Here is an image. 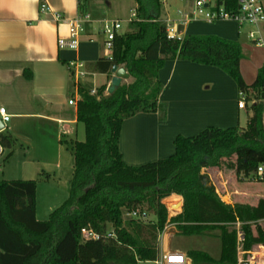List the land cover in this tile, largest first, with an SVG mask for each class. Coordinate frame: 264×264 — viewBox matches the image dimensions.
<instances>
[{"label":"trees","instance_id":"obj_1","mask_svg":"<svg viewBox=\"0 0 264 264\" xmlns=\"http://www.w3.org/2000/svg\"><path fill=\"white\" fill-rule=\"evenodd\" d=\"M93 1L116 0H78L79 15L87 13ZM134 1L137 18L130 24L132 31L117 35L111 57L92 66L101 74H111L114 66L123 67L133 82L122 84L111 95H104L106 87L91 95V85L79 86L77 120L85 125L86 141L73 142L70 147L75 166L67 200L48 220L39 221L37 182L0 181V264L157 262L160 237L170 224L176 226V235L219 238V258L188 250L191 264H237L239 231L244 234L245 251L264 245L260 224L264 200L256 207L228 205L210 176L203 173L218 168L224 174L249 179L264 163V67L255 82L247 85L241 74L243 48L239 43L214 36L171 39L161 22L164 0ZM213 1L217 7L238 9L237 0ZM174 60L217 67L235 80L240 91L253 90L252 117L246 128L208 127L193 137L178 136L173 156L141 166L127 165L120 149L123 123L140 113L155 112L166 121L159 73ZM15 144L10 132L0 133L4 150H12ZM173 195L182 197L184 205L180 215L170 218L163 201ZM135 211L152 212L155 220L127 217ZM83 230L101 238L84 240Z\"/></svg>","mask_w":264,"mask_h":264},{"label":"crops","instance_id":"obj_2","mask_svg":"<svg viewBox=\"0 0 264 264\" xmlns=\"http://www.w3.org/2000/svg\"><path fill=\"white\" fill-rule=\"evenodd\" d=\"M177 1L190 8L179 12L181 19L178 22L161 14L163 23L176 25L182 38L214 36L239 43L243 48L241 74L245 83L252 85L258 71L264 67V46H256L249 37L256 28L240 26L233 21H186V15L195 12L196 1ZM94 2L89 4L88 13ZM168 2L164 0L163 5ZM42 4H47L52 12H41ZM262 4L264 7V0ZM55 13L62 19L57 20ZM78 15V0H0V108L6 109L11 118L5 131L16 140L12 150L0 146L3 150L0 153L2 175H5L2 169L6 170L7 163L16 156L20 171L28 174L19 180H34L36 174L59 173L62 169L61 143L64 137L72 136L74 126L79 125L77 106L69 103L77 93L76 81L68 66L70 62L85 64L88 76L82 85H91L96 90L107 86L108 91L114 74H101L92 69L100 59L111 56L106 57L100 41L103 28H96L95 22L87 25L77 50L61 49L58 45L60 39L69 38L68 23ZM260 30L264 36V25ZM96 78H101L97 84L94 82ZM159 79L164 86L160 102L167 108L166 121H161L160 113L155 112L140 113L123 123L120 149L127 165L141 166L173 156L178 136L193 137L208 127H240L242 112H252L251 106L256 102L255 93L250 90L246 92V108L240 109L237 83L214 66L168 61L161 69ZM19 145L22 149L27 146L29 152L23 154ZM213 170L216 172L211 174ZM203 173L210 176L217 194L228 205H248V201L256 207L264 200L262 195L231 193L229 188L237 187L236 179L218 168L205 169ZM236 193L239 199L234 202L232 196ZM163 203L178 207L177 211L170 212L171 217L183 212L184 199L178 195L165 199ZM263 222H260L261 226ZM166 230L176 234L173 225L167 226ZM160 248L162 255L170 252L168 235Z\"/></svg>","mask_w":264,"mask_h":264},{"label":"rangeland","instance_id":"obj_3","mask_svg":"<svg viewBox=\"0 0 264 264\" xmlns=\"http://www.w3.org/2000/svg\"><path fill=\"white\" fill-rule=\"evenodd\" d=\"M214 5L213 0H208ZM190 7L185 6L184 3L177 0H169L166 5H163L162 9V17L169 18L172 22H178L181 19L179 15L180 11H185ZM196 10V8H195ZM137 12L136 2L134 0H116V1H95L92 6V10L89 13L92 16L93 25L96 28H103L107 23H113L115 21L120 20L122 22L123 28L121 33L131 32V15L133 12ZM197 16H200L197 13ZM161 17V22H163V18ZM136 20V19H135ZM202 20V18H201ZM100 41L102 42L103 50L106 57L111 55V51L107 48L105 41L106 36L102 34ZM80 62V61H79ZM83 63V62H82ZM101 81V78L94 81L96 84ZM133 79L124 80L123 84H131ZM93 87V86H92ZM106 87L107 86H103ZM93 89H96L93 87ZM108 91L104 93V95H108ZM72 97V96H71ZM72 110L74 107H71ZM252 112L248 113L242 112L240 128H246L248 124V117L251 116ZM8 123L6 124V126ZM86 141V130L85 125L83 123H79L78 127L74 126V134L72 136L64 137V141L61 143V149L63 153L62 158V169L59 173H50L51 171H47L46 173L36 174L34 176V181L38 184V192H37V219L39 221H46L49 219L50 215L58 209L68 198L69 189H70V181L73 176L75 160L71 151V145L73 142H85ZM21 147V145H19ZM23 154L28 153L29 149L27 146H24L22 149ZM23 156V155H21ZM12 157V156H11ZM17 156L12 158L7 163V169L3 168L2 171H5V175L0 174V180H19L26 177L28 174L25 173L27 171H20L18 163H16ZM38 166V165H37ZM41 167V166H40ZM39 167V168H40ZM216 170L211 171V174H214ZM50 173V174H49ZM230 177H233L235 182V187H230L229 191L234 193L236 191H240V193L251 194V195H262L264 197V182L255 181L251 178L249 179H239L235 174H230ZM241 198V196H240ZM234 202H237L239 199V194L232 196ZM228 200V199H226ZM256 202V201H255ZM254 202V203H255ZM167 204V208L170 212H174L178 210V207H175L174 204ZM248 206L252 207V202L247 201ZM155 220V215L150 212L147 214L146 221ZM173 225V224H170ZM168 225V227L170 226ZM262 228L264 229V222L262 224ZM173 227L176 228L175 225ZM239 228V226H237ZM110 228H112L110 226ZM167 229V227H166ZM163 235L160 237V244H164L166 240V236L168 235V241L170 244V251H179L186 253L188 250H202L208 252L214 258H219L221 254V242L217 236H207L204 238L201 237H183L180 235L173 234L170 230H166ZM252 252L257 255L264 254V245H255L251 249ZM162 254H160L161 257ZM159 257V258H160ZM139 264H158L157 262H141Z\"/></svg>","mask_w":264,"mask_h":264},{"label":"built area","instance_id":"obj_4","mask_svg":"<svg viewBox=\"0 0 264 264\" xmlns=\"http://www.w3.org/2000/svg\"><path fill=\"white\" fill-rule=\"evenodd\" d=\"M238 9L237 10H227L224 6L217 7L216 4L212 5L211 2L207 0H197L195 2V12L193 14L186 15V21L192 19H201L207 22L213 23L217 21H233L240 26H251L256 28V30L249 33L251 41L256 46H264V36L260 27L264 25V7L263 0H237ZM41 12L49 13L52 12L47 4H42ZM197 13L200 16H197ZM57 20H61L62 16L58 13L54 14ZM137 18L136 12L131 15V22ZM130 22V23H131ZM92 16L88 12L85 14L78 15L75 19L69 21V38L60 39L58 45L61 49L77 50L81 43L82 37L86 33L87 25L92 24ZM123 28L122 22L120 20L113 23H107L103 29L102 33L106 36L105 44L107 48L111 51L113 50L114 40L117 35L122 34L121 30ZM166 30L169 38L182 40L178 28L176 25L166 24ZM111 57V56H110ZM69 70L72 72L73 77L77 85V93L74 98H72L69 103L72 106H77L81 99L79 93V86L82 85L84 79L88 76V72L85 69V64L82 62L74 61L69 63ZM91 95H96L97 90L93 89L90 92ZM247 93L240 91L239 93V108L245 109L247 106ZM10 116L7 114L6 109L0 108V120L6 125L10 121ZM2 148L0 153H2ZM251 179L255 181L264 182V163L260 164L257 170L251 175ZM127 217L146 220L147 214H140L139 212H132L127 215ZM82 237L84 240L94 239L99 240L101 237L91 231L83 230ZM112 237V234H108V238ZM244 234L238 232V263L237 264H264V254L257 255L252 251H245L243 248ZM158 264H191L186 253L179 251H170L167 254L162 255L157 261Z\"/></svg>","mask_w":264,"mask_h":264},{"label":"water","instance_id":"obj_5","mask_svg":"<svg viewBox=\"0 0 264 264\" xmlns=\"http://www.w3.org/2000/svg\"><path fill=\"white\" fill-rule=\"evenodd\" d=\"M112 73L114 74V77L111 81V84L108 87L109 95L114 94L122 85L124 80H128L131 78L130 74L123 67L114 66L112 69ZM5 130H6V125H4L0 120V133L4 132Z\"/></svg>","mask_w":264,"mask_h":264}]
</instances>
